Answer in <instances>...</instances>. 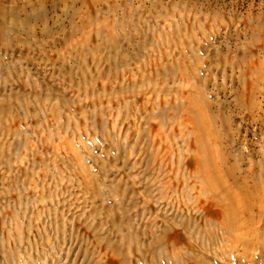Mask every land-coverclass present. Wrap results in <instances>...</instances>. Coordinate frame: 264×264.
Instances as JSON below:
<instances>
[{"label": "rangeland", "instance_id": "obj_1", "mask_svg": "<svg viewBox=\"0 0 264 264\" xmlns=\"http://www.w3.org/2000/svg\"><path fill=\"white\" fill-rule=\"evenodd\" d=\"M0 1V264L260 258L241 237L264 241V211L241 210L232 236L212 228L187 97L163 88H203L236 175L264 183V0Z\"/></svg>", "mask_w": 264, "mask_h": 264}, {"label": "bare ground", "instance_id": "obj_2", "mask_svg": "<svg viewBox=\"0 0 264 264\" xmlns=\"http://www.w3.org/2000/svg\"><path fill=\"white\" fill-rule=\"evenodd\" d=\"M1 5L2 3L0 1V10H2L1 17H0V23H1V28L2 27L5 28L6 27L5 22L7 19L6 18L7 11L1 8ZM180 77L183 78L185 81L186 79H189V81H186L188 82V84L192 82L191 76H189V74H186L185 72H182ZM199 79L200 81H202L201 78ZM193 83L194 82L191 83V86H193ZM202 89L200 88V91H199V89L197 88L195 89L194 87L187 89L184 87L174 88V86H164L163 88V90H165L166 92L174 91L178 95L183 94L187 97L186 103L180 106L181 113L184 114V119L186 120L187 124L190 126V130L196 133V135L194 136L195 139H192L189 145L191 149L197 150V152L199 149V145L201 148V152L197 153V156L195 158L194 175L192 174V177H193L192 179L197 182L199 181L198 182L199 186L197 187L198 194L196 198L198 199L199 202H202L204 204L206 203L212 206L213 211H215L217 215L216 220H218L216 222L217 227H212V228H216L215 232L218 230V232L222 231L227 236L228 235L232 236L237 231V229L241 230L243 228H246V225L251 220L249 216L245 219L238 216L242 212L241 210H243V212H249L251 208L253 209L255 207L256 209L258 208L260 212L264 211V183H262V181L256 178L254 184L252 183V185H249L244 180L243 177L236 175V170L230 165V161H229L230 155L227 153L226 148H224L223 143H222L223 133L220 130L218 131L216 129L217 120H216V117H214L211 112L214 106ZM118 90L120 93L123 92V88L120 86ZM200 98L202 99L199 104L198 101ZM152 103L153 101H151V104ZM175 105H176L175 101H171V106L175 107ZM0 107H2V104ZM175 132H178V131L175 130ZM257 175H259L260 177V174H257ZM263 176H264V172H263ZM195 177L198 180H195ZM191 218H193L192 215L191 217L186 218L185 222H183L184 228H186L189 233L191 231L194 232L196 229H198V224L196 225L192 221ZM203 225H202L203 229L200 231L199 235L204 234L207 238V236L209 235V231L207 232V230H205V227H204L205 225L204 226ZM206 229H208V227ZM212 233L210 232V236ZM194 234H197V233H194ZM148 236L149 238H154L155 243L153 245H157V247H159L158 245L162 243V238L160 239L159 237L155 238L154 232H149ZM195 237H198V236H195ZM186 238L189 239L188 236ZM241 238H242L241 243L244 246L245 248L244 250L246 252L249 249H252L253 251L259 250V253L261 256L260 258L258 257V259H256V261H254L253 264H258V263L264 264V241L263 240L261 241L259 239L255 241V240L250 239V237H246V238L241 237ZM210 239L212 238L210 237ZM205 243H207L206 240H205ZM211 245H213V241ZM192 246L191 244H189V252L193 250L192 248L194 246L193 247ZM199 247H201L200 244H199ZM107 248L111 250L112 256L113 255L116 256V254H120L121 256V254H123V251H122L123 246L121 244H117V243L112 244L108 242ZM150 248L152 249V245H150V247H147L145 252L146 253L150 252L151 250ZM205 248L207 247L205 246ZM173 253H174L173 257H178L180 260H182V262L184 260V262L186 263L188 262L186 259H190L188 257H185L183 253L179 252V250L178 251L175 250L173 251ZM158 255L161 258L163 257L161 254H158ZM201 256L205 258V256H203L202 254ZM201 256L200 258H197V259L203 260ZM199 261L200 262L192 261L191 264H209L207 261L206 263L204 260H203L204 261L203 263L201 262V260ZM121 264H125V261H121Z\"/></svg>", "mask_w": 264, "mask_h": 264}]
</instances>
